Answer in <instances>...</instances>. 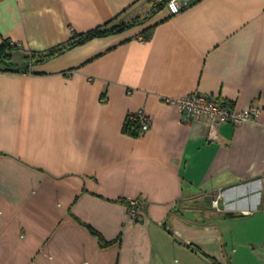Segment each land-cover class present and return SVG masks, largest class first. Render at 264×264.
<instances>
[{"label":"crops","instance_id":"1","mask_svg":"<svg viewBox=\"0 0 264 264\" xmlns=\"http://www.w3.org/2000/svg\"><path fill=\"white\" fill-rule=\"evenodd\" d=\"M179 1L0 0L18 65L148 17L0 62V264H264V0ZM193 92L259 119L211 138L164 100Z\"/></svg>","mask_w":264,"mask_h":264},{"label":"built area","instance_id":"2","mask_svg":"<svg viewBox=\"0 0 264 264\" xmlns=\"http://www.w3.org/2000/svg\"><path fill=\"white\" fill-rule=\"evenodd\" d=\"M184 3L179 0H169L167 8L170 14H177L184 8ZM167 103L177 107L186 122L195 118H204L209 125V136L215 137L217 126L223 122L238 125L247 121H257L261 109L257 107L236 108L221 100L206 94L193 92L177 98L167 97ZM127 120L134 121L139 126V132L144 133L151 127V116L144 108L137 109L127 115ZM264 180V172H263ZM128 216L131 220L140 219V211L144 207L142 199L134 198L127 201ZM216 203V200H215Z\"/></svg>","mask_w":264,"mask_h":264},{"label":"trees","instance_id":"3","mask_svg":"<svg viewBox=\"0 0 264 264\" xmlns=\"http://www.w3.org/2000/svg\"><path fill=\"white\" fill-rule=\"evenodd\" d=\"M152 4L150 16L156 13L157 11L161 10L165 7V5L168 3L169 0H150ZM148 18V17H146ZM145 19H141L138 17H134L126 22H120L116 25H108L109 23H105L103 25H99L85 33H75L73 34L72 40L67 44L63 45L61 47H58L56 49H53L47 53L39 54V55H28L26 57V62L23 64H11L8 61L12 57V47L10 46L9 42L6 40H3L0 43V62L5 65L3 70L5 71H28L29 70V64L43 62L49 58L54 57L57 54L63 53L65 50L72 48L74 46L83 44L87 42L88 40H91L96 37H103L107 35H111L114 33L121 32L123 30H126L128 28H131L135 25L141 24ZM133 125H138L134 121L127 120L125 123V128L129 129ZM128 203V202H127Z\"/></svg>","mask_w":264,"mask_h":264}]
</instances>
